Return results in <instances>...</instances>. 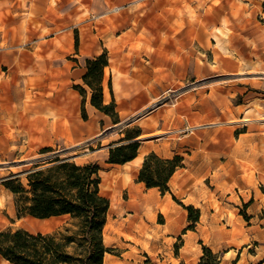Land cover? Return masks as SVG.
Instances as JSON below:
<instances>
[{"label":"rangeland","instance_id":"374dc122","mask_svg":"<svg viewBox=\"0 0 264 264\" xmlns=\"http://www.w3.org/2000/svg\"><path fill=\"white\" fill-rule=\"evenodd\" d=\"M0 1V231L54 235L69 226L64 216L19 215L2 184L25 183L36 161L58 154L99 166L110 202L104 264H200L204 247L264 264V0ZM53 49L62 58L51 60ZM103 52L104 100L110 80L117 125L87 102L83 123L74 89L85 60ZM53 63L65 74L43 76ZM55 100L71 114L76 102L78 124L94 136H74L73 117L53 123ZM40 105L44 124L34 122ZM136 127L140 155L182 158L167 204L130 182L128 168L109 173L95 153ZM184 206L199 211L192 227Z\"/></svg>","mask_w":264,"mask_h":264},{"label":"trees","instance_id":"16d2710c","mask_svg":"<svg viewBox=\"0 0 264 264\" xmlns=\"http://www.w3.org/2000/svg\"><path fill=\"white\" fill-rule=\"evenodd\" d=\"M77 45V42L75 43ZM108 67L106 53L85 60L81 77L83 86L75 90L81 96V117L87 120L85 103L111 119L113 125L120 123L112 96L111 81L107 86L111 102L104 100L105 69ZM124 137L111 144L107 163L125 164L138 155L141 135L139 128L120 132ZM43 148L41 154L50 152ZM182 158H161L154 152L147 154L137 174V182L147 189L157 188L162 195L169 192L168 183L181 168ZM25 183L20 177L4 181L3 186L16 198L17 212L37 219L64 216L69 226L57 234L30 233L26 230L0 231V258L11 264H104L111 249L105 247L103 230L110 202L101 192L99 166L93 163L78 165L69 158L56 154L36 161L26 171ZM191 227L198 222L199 211L184 206ZM188 229V228H187ZM220 256L209 248H203L200 264H219Z\"/></svg>","mask_w":264,"mask_h":264},{"label":"crops","instance_id":"0c3cea01","mask_svg":"<svg viewBox=\"0 0 264 264\" xmlns=\"http://www.w3.org/2000/svg\"><path fill=\"white\" fill-rule=\"evenodd\" d=\"M11 3H12V6L16 5L17 7H20V6L23 7L22 3L21 2H17V0H15L14 3H13V0H12ZM18 23H21V21L18 20ZM52 53L55 55V57H53L51 60L60 59L63 56L58 51H55V49L52 50ZM63 65L66 66L64 63H63ZM68 71H70V70L68 69ZM65 72L66 71L64 69H62L61 64H58L57 66L56 65L54 66V63H53L52 66L49 67V68H46L45 66L43 67L42 75L43 76L49 75V76H54V77H56V76L57 77H61L62 74H65ZM83 73L81 75H83ZM54 91H56V88L53 89L51 92H54ZM86 102L89 104V98L86 99ZM89 106L93 110H95L90 104H89ZM77 108H78L77 107V103L75 102V107L73 108V114H71V111L68 108L63 107L61 105V103L57 102L56 100L53 101L52 105H51V109H50L51 110V114L54 117V122L53 123H55L57 125H62V123L65 122L64 120H69V119H71V117H73V122L75 124V127H77L76 131L73 133L74 136H76V137H78V135H83V136L85 135V136H89V137L90 136H94L95 132H93V131H92L91 134H89V127L88 126L79 125L78 124L79 123V120H78L79 119V114L77 113ZM98 113L102 114L100 112H98ZM51 114H50V116H52ZM102 115H104V114H102ZM37 116L38 117H37V119H35L34 122H37L39 124H44L45 121H46V119H45L46 107L44 105H40L39 106L38 115ZM82 121H83V123H87L88 119L87 120H83L82 119ZM83 139H85V138H83ZM77 144H80V143L78 142ZM108 150H109V145L105 146L104 148H101V149L97 150L95 153L96 154H101L102 160L105 162V164L107 166L110 167L109 173L113 172V173L124 174L125 172H127L126 168H128V173L127 174L130 177V182L136 181V183H134V185H137L140 188L142 186H144V188H146L143 183L137 182V174H138V171H139V169H140V167L142 165L143 159L145 157V153L140 155L139 154V150H138V155L133 160H131V161L125 163V164H110V163H107ZM98 152H101V153H98ZM140 157H141V159L138 162H136ZM175 173H174V175H175ZM146 190H147V193H146L147 196L149 198H151L153 202H155V203H163V204H167L168 203V201H167L168 193L162 195L161 192L157 188H151V189H147L146 188ZM227 249L228 248L224 249L225 251L223 252V256L221 257L219 264H236V259L231 255V252H234V250H227ZM232 262H234V263H232Z\"/></svg>","mask_w":264,"mask_h":264},{"label":"bare ground","instance_id":"6f19581e","mask_svg":"<svg viewBox=\"0 0 264 264\" xmlns=\"http://www.w3.org/2000/svg\"><path fill=\"white\" fill-rule=\"evenodd\" d=\"M140 159H141V157L136 162H138ZM0 264H2V263H0Z\"/></svg>","mask_w":264,"mask_h":264}]
</instances>
